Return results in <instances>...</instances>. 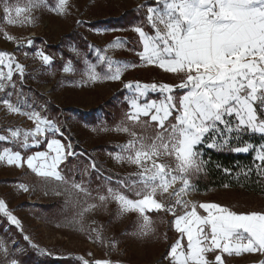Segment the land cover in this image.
Here are the masks:
<instances>
[{"label":"snow or ice","instance_id":"1","mask_svg":"<svg viewBox=\"0 0 264 264\" xmlns=\"http://www.w3.org/2000/svg\"><path fill=\"white\" fill-rule=\"evenodd\" d=\"M0 3L7 23L21 26H34L37 17L33 12L48 7L47 0H27L23 8L13 5L11 0ZM50 10L70 14L69 0H58L56 8ZM145 18L151 32L143 26L134 29L143 46L138 53L141 61L172 74L178 82L136 81L134 89L132 82L125 84L136 93L129 100L130 111L125 114L131 127L122 122L116 130L127 133L131 139L121 146L115 159L135 165L138 171L117 181L123 190L107 187L101 192L98 188L93 195L83 181L62 175L60 166L76 153L71 150V143L65 145L57 139L48 142V152H37L26 159L19 151L5 147L0 152V162L16 167L26 164L46 185L58 182L54 193L70 198L65 203L75 205L77 219L69 223H79L81 228L87 214L107 210L112 201L117 203L119 214L137 213L146 224L150 221L147 212L170 214L180 236L165 257L169 264H226L225 254L264 256V212L238 213L218 203H198L189 198L196 191L193 177L204 171L206 161L199 146L205 143L208 147L223 148L235 142L237 146L232 151L254 152V159L259 162L258 174L264 175V143L255 145L244 140L246 135L264 137V0H154V6L146 7ZM5 37L22 47L16 37L7 33ZM26 43L31 45L33 41L27 39ZM119 44L117 39L116 45ZM36 55L45 65L51 61L43 52ZM99 60L106 64L107 72L102 76L95 65L91 66L88 75L92 81H119L124 72L137 66L105 55H99ZM24 71L25 66L14 54L0 51V93L4 94L0 105L6 113L27 116L34 124L27 130L0 127V142L21 141V147H28L30 139L39 143L37 137L61 133V129L39 111H24L19 102L11 101L13 91L8 89L16 88L14 75L23 77ZM64 71L70 68L65 67ZM149 92H159L162 98L149 100ZM91 167L96 169L95 162ZM60 185L65 186L63 190ZM19 188L29 191L25 184ZM127 192H132L134 198ZM80 194L85 199L81 200ZM73 196L76 198L71 199ZM0 213L23 232L21 221L3 199ZM95 223L93 220L92 224ZM89 231L98 229L90 227ZM138 234L147 236L149 231L143 227ZM24 240L47 254L30 236L24 235ZM0 255L6 264H19L11 258L13 253L2 239ZM83 264L90 262L83 260ZM94 264L110 261L96 260ZM257 264H264V259Z\"/></svg>","mask_w":264,"mask_h":264},{"label":"rangeland","instance_id":"2","mask_svg":"<svg viewBox=\"0 0 264 264\" xmlns=\"http://www.w3.org/2000/svg\"><path fill=\"white\" fill-rule=\"evenodd\" d=\"M11 2L23 8L27 0ZM47 3V8L33 12L37 17L34 26L7 23L3 3H0V51L14 54L25 66L23 77L14 75L16 88L8 89L13 91L11 101L19 102L24 111H39L41 116L55 122L61 133L49 132L37 137L39 143L30 139L28 147H21V141L0 142V152L7 147L19 151L26 159L37 152H48V142L52 139L65 145L71 143L76 155L68 157L60 166L62 175L69 180L83 181L93 195L98 188L101 192L107 187L123 190L117 181L128 178L138 169L115 159L121 146L131 139L127 133L116 129L122 122L131 127L130 122L125 121V114L130 111V98L136 95L135 82H178L172 74L143 63L138 55L143 46L134 29L143 26L145 31L151 32L145 13L147 6H154V0H69L70 14L50 10L56 8L58 0H47ZM77 20L82 23L77 24ZM5 33L16 37L22 47L6 39ZM27 39H32L33 43L28 45ZM117 39L119 45H116ZM110 44L113 47H108ZM37 52L50 56V63L43 64ZM99 55L137 66L124 72L119 81H92L88 75L91 66L95 65L102 76L107 72ZM65 67L70 71L65 72ZM129 82L133 89L125 87ZM2 96L4 94L0 93ZM161 98L159 92L147 95L149 100ZM0 127L27 130L34 124L27 116L6 113L0 105ZM136 130L141 131L140 128ZM246 137L252 139V135ZM257 140V145L264 143V137ZM205 144L208 147V143ZM202 145L199 149L203 154ZM230 146L237 145L233 142ZM93 162L96 169L91 167ZM198 176L193 177L196 191L190 199L198 203H218L238 213L264 212V197L231 186L200 191ZM57 183L46 185L26 164L16 167L0 162V199L6 202L23 227L21 232L0 213V239L7 243L13 253L11 258L17 259L19 264H83V260L90 264L96 260H108L110 264H169L165 257L180 236L170 214L147 212L150 221L146 224L137 213L119 214L117 203L112 201L107 210L87 214L81 228L79 223H69L77 219V208L65 203L70 199L67 195H55ZM20 184L27 185L29 191L20 189ZM64 187L60 185V190ZM126 194L134 198L132 192ZM79 198L85 199L83 194ZM199 211L206 215L202 209ZM90 227H96L98 232L89 231ZM143 227L149 231L147 236L138 234ZM24 235L30 236L40 249L47 250V254L32 248ZM225 259L226 264H257L264 256L245 253L228 257L225 254ZM0 264H6L2 255Z\"/></svg>","mask_w":264,"mask_h":264},{"label":"trees","instance_id":"3","mask_svg":"<svg viewBox=\"0 0 264 264\" xmlns=\"http://www.w3.org/2000/svg\"><path fill=\"white\" fill-rule=\"evenodd\" d=\"M260 137V135L254 134L251 140L247 139L249 137L244 139L257 145L259 143L257 139ZM205 145L203 144L201 147L204 152L202 158L206 161L204 173H201L197 179L200 191H208L210 188L228 185L240 187L264 197V175L258 174L256 164L259 162L255 161L254 152L238 153L231 150L233 146L213 149Z\"/></svg>","mask_w":264,"mask_h":264},{"label":"crops","instance_id":"4","mask_svg":"<svg viewBox=\"0 0 264 264\" xmlns=\"http://www.w3.org/2000/svg\"><path fill=\"white\" fill-rule=\"evenodd\" d=\"M160 69V68H159ZM161 70V69H160ZM161 71H163V70H161ZM164 72V71H163Z\"/></svg>","mask_w":264,"mask_h":264}]
</instances>
